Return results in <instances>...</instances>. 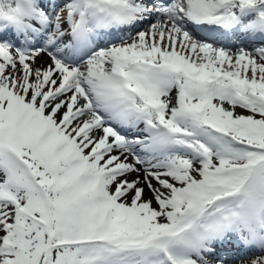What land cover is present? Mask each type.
I'll list each match as a JSON object with an SVG mask.
<instances>
[{"label":"snow or ice","instance_id":"6c2138e0","mask_svg":"<svg viewBox=\"0 0 264 264\" xmlns=\"http://www.w3.org/2000/svg\"><path fill=\"white\" fill-rule=\"evenodd\" d=\"M0 264H264V0H0Z\"/></svg>","mask_w":264,"mask_h":264},{"label":"bare ground","instance_id":"6f19581e","mask_svg":"<svg viewBox=\"0 0 264 264\" xmlns=\"http://www.w3.org/2000/svg\"><path fill=\"white\" fill-rule=\"evenodd\" d=\"M44 62V60H41V63H43Z\"/></svg>","mask_w":264,"mask_h":264},{"label":"rangeland","instance_id":"374dc122","mask_svg":"<svg viewBox=\"0 0 264 264\" xmlns=\"http://www.w3.org/2000/svg\"><path fill=\"white\" fill-rule=\"evenodd\" d=\"M173 95H175V93L173 92Z\"/></svg>","mask_w":264,"mask_h":264}]
</instances>
